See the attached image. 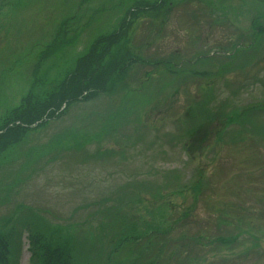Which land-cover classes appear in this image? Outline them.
<instances>
[{
    "label": "rangeland",
    "instance_id": "obj_1",
    "mask_svg": "<svg viewBox=\"0 0 264 264\" xmlns=\"http://www.w3.org/2000/svg\"><path fill=\"white\" fill-rule=\"evenodd\" d=\"M144 2L122 105V88L74 104L0 156V239L22 238L7 264H40V228L74 264H264V0H0V127ZM116 108L118 136L94 138ZM74 124L84 147L26 152Z\"/></svg>",
    "mask_w": 264,
    "mask_h": 264
},
{
    "label": "trees",
    "instance_id": "obj_2",
    "mask_svg": "<svg viewBox=\"0 0 264 264\" xmlns=\"http://www.w3.org/2000/svg\"><path fill=\"white\" fill-rule=\"evenodd\" d=\"M137 5H139L138 8L134 6L129 9L128 14L121 20L119 26L113 30V33L108 32L107 34L100 35V37L93 42L88 51L76 59L70 72L60 84L53 86L50 92L41 99L29 95L24 101L23 106L13 111L11 119L0 127V156L14 149H16L15 152H20L22 146L20 143L27 139L30 132H37L45 128L51 121H55L56 118L58 119L64 115L69 107L71 108L74 104L94 100L99 95H107L122 88V92L126 93L120 97V104L122 105L125 96L127 97L129 95L127 94L129 89L125 86L129 68L133 64L138 63L137 59L127 51L128 28L132 24V18H136L139 13L147 12L151 7L150 2L136 3V6ZM121 51H123L122 54H120ZM142 62L143 64L147 63L146 60ZM147 64H154L156 67L162 64L166 70H168L169 74L179 75L180 77L184 74V72L181 71L182 68H177L176 65L170 61L159 60ZM148 82L149 79L144 81L142 86ZM131 93L132 91L130 94ZM211 103L212 100H210V102L209 100L204 102L202 104V110L209 107ZM119 110L120 108H116L112 111L113 113L109 112L107 116L109 120L107 130L105 132L96 133L97 135L94 136V138L102 136L105 138H113V135L118 136L119 131L117 128L118 125L115 123V118L120 114ZM127 113L128 112H125L122 115ZM83 121H86V119L82 120V124L84 125L85 122ZM59 133H57L59 135L55 136L56 143L53 148H51V139L45 144L38 143L37 145L27 148L28 150H26V152L30 155L37 154L38 157L44 158L48 155L66 150V144L64 143L67 139H71V142L74 141L73 149H77L81 146L84 147L86 144L84 140L87 138H85L82 128L76 124L67 129H62ZM89 138L91 137L88 136V139ZM59 139H63L64 142ZM29 168L30 167H28V169ZM26 170L27 168H21L20 175L22 173L26 174ZM123 204L124 202L118 205V207ZM56 230L57 231H54L53 234L55 237L51 236L52 239L41 234L45 231V229L42 228L28 237L30 249L32 251L31 258L33 260H39L40 264H74L70 256L67 241L59 235L60 229ZM4 237L5 238L0 239L1 264H7L8 255H11L16 250L18 251L19 249V251H22L21 236L18 238L19 241L16 242L12 241L11 235L7 234ZM135 241L139 242V238L135 239ZM110 259L112 258L110 257ZM123 261L128 262V260ZM154 261L155 260L150 263L153 264ZM132 263L133 261L131 260L129 264ZM135 264L137 263L135 262Z\"/></svg>",
    "mask_w": 264,
    "mask_h": 264
}]
</instances>
